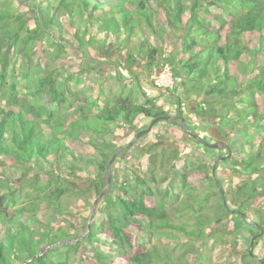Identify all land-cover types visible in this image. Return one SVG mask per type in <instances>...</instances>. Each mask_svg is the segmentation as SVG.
<instances>
[{"label":"trees","instance_id":"16d2710c","mask_svg":"<svg viewBox=\"0 0 264 264\" xmlns=\"http://www.w3.org/2000/svg\"><path fill=\"white\" fill-rule=\"evenodd\" d=\"M11 1L0 6V155L10 157L27 172L35 168L40 172L28 178L37 195L30 206L20 210L19 217L11 208L15 204V192L9 182L0 178V264H191L192 258L202 262L198 248L192 246L205 238L207 225H214L213 248L223 250V246H227L238 258L234 264H260L248 253L250 241L259 230L248 225L241 216L228 212L222 200L212 214L206 211L203 203L199 206L196 222L191 218L179 222L184 211H193L194 206L181 197L194 199L195 183L201 178L197 172L206 168L201 161H185L179 165V146L171 150V156L165 151L159 154L154 146L149 176L134 174L113 185L100 201L90 228H85L79 241L78 235L54 232L45 225L38 215L43 203L64 214L63 197L91 192L96 198L107 188V164L121 147L106 141L101 145L90 139L86 142L82 134H110L118 128L134 127L138 117L154 120L169 114L155 108L153 100L141 104L131 94L116 95L111 101L104 94L99 96L102 102L99 98L92 103L87 102V97L81 100L79 94L67 86L64 77L61 79L63 73L46 63L34 61L38 42L44 35L49 45L57 50L70 47L71 42L66 39L55 41L47 34L56 19L39 7L31 9L29 12L33 16L27 18L28 14L22 15L12 8ZM85 1L86 6H79V11L72 6L74 0H61V6L71 16L88 12L87 20L93 24V29L111 37L109 44H120L121 39L133 36L142 20L156 28L152 16L158 19L162 14L159 20L165 23L164 27L159 25L162 31L159 33L155 29V33L164 35L167 44L171 43V36L175 38L176 54L170 61L175 75L182 78L183 85L193 94L216 96L221 101L218 109L214 103L206 102L198 109L205 116L216 119L220 141L232 150L231 158L224 163L230 166L232 176L239 183L232 189L234 197L225 191L227 201L245 212L256 210L258 223L264 228V135L256 142L248 131V127L254 125L264 134V0ZM117 14L121 17L117 18ZM32 20L34 28L29 26ZM71 26L76 27L73 21ZM82 33L87 30L76 31V38L81 39ZM90 42L97 44L95 39ZM42 51L49 57L47 48ZM156 53V48H148V68L154 66ZM17 58L21 59L19 68ZM132 58L134 55L130 53L127 61L130 63ZM125 69L134 74L129 67ZM127 81L133 82L132 79ZM21 83L24 90L19 88ZM45 93L51 98L50 106L43 103ZM67 105L70 108L61 113ZM235 134L238 137L243 134L244 139L236 140ZM87 144L99 152L101 159H92L91 163L97 165V175L81 190L63 182L65 176L57 167L64 166L67 173L75 176L80 170L73 163L69 164L67 156L83 151ZM255 144L259 146L256 148ZM215 151L219 157L228 155L224 149ZM160 156L163 158L160 166L171 173V178H166L165 191L154 187ZM39 175L45 183L37 184ZM205 179L217 189L213 177ZM2 189L8 192L1 193ZM90 202L93 205L94 199ZM89 219H85V224ZM180 234L186 239L180 240ZM229 236L233 239L229 240ZM245 236H249L246 244L243 242ZM169 237L178 241L171 251L179 250L181 255L176 259L168 250L170 245L165 249L160 246L163 239ZM64 240L78 242L51 248ZM263 240L264 235L257 241Z\"/></svg>","mask_w":264,"mask_h":264},{"label":"rangeland","instance_id":"374dc122","mask_svg":"<svg viewBox=\"0 0 264 264\" xmlns=\"http://www.w3.org/2000/svg\"><path fill=\"white\" fill-rule=\"evenodd\" d=\"M8 2L9 0H0V6ZM10 3L13 6L12 8L22 15L28 14L26 15L27 18L33 16V14L29 12L31 9H37L39 7L42 11L49 12L51 18L56 19L55 24L49 27L47 34L55 41H58L57 39H59V41H64L63 38L66 39V41L71 42V45H69L71 48L69 47L64 51L57 50L49 45L47 36L44 35L43 40L38 42V52L34 61L46 63L51 68L57 69L63 73L61 79L64 77L67 81V86H69L72 91L78 93L81 100L87 97V102L92 103L99 98L98 101L102 102L99 97L100 94H104V97L108 98L110 101L116 97V95L121 94H131L132 98L141 104L145 103L147 100H153L156 105L155 108L162 109L169 115L176 116L180 111L181 115L188 121V128L194 129L195 132L201 134L208 142L214 143L221 140V137L218 136L217 133L216 119L205 116L198 109V106L205 105L203 104L204 102L214 103V106L218 109L221 101H219L216 96L207 97L202 94L200 96L193 94L191 89L183 85L182 78L175 75L173 66L170 63L172 56L176 54L174 52L176 49L175 38L171 36V43L167 44V38L165 41L164 35L159 34L162 31L161 28H158L159 25L164 27L165 24L164 22L160 23L159 20L162 14L158 16V19L152 16V21L156 25V28L149 27L145 21L142 20L140 26H136L133 36L128 39H121L120 44H109L108 42L111 41V37H106L104 33H100L97 29H93V24L87 20L88 12H85L84 15L71 16L68 11L61 6V0H26L25 2L22 0H12ZM85 3V0H74L72 6L79 11L81 10L80 7L84 8L86 6ZM109 15H111V13ZM120 17V14H117V18ZM71 21L75 23L76 27L71 26ZM78 25H82V27L77 28ZM29 26L34 28L35 21H29ZM155 29L158 30L159 33H155ZM78 30L80 32L87 30V33H82L81 39H77L75 33ZM91 39H95L97 44H91ZM152 47L157 49L156 61L154 66L148 68L147 65L150 60L146 53L148 48ZM42 48H47V50H49V57L42 51ZM130 53L134 55V58H132L129 63L127 57ZM16 60L17 67L19 68L21 59L17 58ZM117 63L119 65H117ZM120 65H123L125 68L129 67L134 71V74L120 67ZM167 68L171 69L170 86H158L157 82L160 79L159 74ZM118 73H120V75H118ZM127 79H132L133 82H129L130 80L127 81ZM19 88L24 90L22 83ZM50 102V96L48 93H45L43 95L44 105L50 106ZM67 108H70L69 105H67L65 109H62L61 113H64ZM240 109H245V106H240ZM152 121L153 120L149 118L138 117L135 126L132 128L122 127L117 130L115 129L113 133L101 135H94L88 132L82 134L81 137L83 141L88 142L90 139L97 145H101L103 141H106L112 142L117 148L123 147L130 143L144 127L149 126ZM248 131L249 134L256 139V142L261 135H264L254 125H251V128L248 127ZM238 136V134H235L234 138L236 140H240L241 138L244 139L243 134H241V137ZM256 142L254 141V143ZM236 143L237 147H240L239 141ZM177 146H179V156L177 160L179 165H182L185 161L197 163L201 161V164L206 165V168L197 172L200 174L201 178L195 183L196 194L194 199L188 196L181 197L182 200L190 201L194 206L193 211H184L185 215L181 217V220L179 219V222L187 221L188 218L196 222L199 206L204 203L206 211L212 214L211 211H215V208L221 203L220 201L222 199L218 189L214 187L213 183L205 179V177H213L212 169L216 161H218L219 154L213 149H208L202 145L196 144L192 138L187 134H183L180 128L170 123V121L161 120L148 134L141 137L134 144V149L130 148L127 150L124 157H121L120 154L112 165V186L119 182L122 183L125 179L134 174L148 177L151 160L150 156L154 153L152 151L153 147V149L156 148L159 154L165 151L166 155L170 154L171 156V150ZM255 146L257 148L259 145L255 144ZM110 151L111 150H109V152ZM74 153L75 154H72L73 156H67V159L69 164L73 163L78 166L80 171H77L75 176L67 173L63 168L64 166H58L57 171L65 176L63 178L64 180H62L63 182L69 183L70 187L74 188L76 185L83 190L90 184L91 180L98 172L97 165L91 163L92 159L100 160L101 158L99 152L88 144L83 147V151L78 152L80 154L77 152ZM162 161L163 158L160 156L157 159L158 167L155 170L157 183L154 187L159 191L166 190V178H171V173H167V171L160 166ZM38 169L39 168H35L27 172L22 166L15 165L10 157L0 155V178L9 182V187L15 192V204L11 207L14 209L15 216H21L20 210L30 206L35 201L34 197L37 195V191L33 189L28 178L35 173H39L40 171ZM181 169L180 167V170ZM217 174L224 190L227 193L230 192L231 197H234L232 189L237 186L239 181L232 176L230 166L221 162L217 169ZM43 180L44 178L39 175L37 184L45 183L42 182ZM7 192V189L1 190V193ZM206 197H209L208 201H205ZM91 199H94V202L97 199L91 192H87L84 195L73 194L72 196L63 197L61 203L64 214L57 213L53 209L45 207V203L42 205L40 203L41 211L38 215L45 221V225L53 229L54 232H71L74 235H78L79 239V237L84 234L83 231L87 227L85 219L87 217L90 218L92 213L94 203L93 205L91 204ZM173 202L175 204L174 200ZM229 206L232 210H240L232 204H229ZM169 212L172 214L173 210L169 208ZM247 213L252 220L259 222L258 212L256 210H249ZM174 222L177 223L175 220ZM213 227L214 225H207L205 229V238L200 239L198 242L195 241L192 246L193 248H198V252L202 255L203 261L200 262L199 258H192L191 264H234L238 260L227 246H223V250L213 248L214 238L211 236L214 232ZM171 233L176 235L173 231H171ZM180 236V240L186 239L183 234H180ZM248 238L249 236H245L243 240V238L240 237V240H243L244 244H246ZM228 239L232 240L233 236H229ZM177 242L178 241L173 240V237H169L163 239L160 246L161 249H165L166 245H170L168 250L176 259L181 255L179 250L171 251L177 246ZM241 255L247 259L245 252H242ZM256 255L260 259H264V240L258 242ZM193 256H196V254H193ZM173 261L174 260H172V262Z\"/></svg>","mask_w":264,"mask_h":264},{"label":"water","instance_id":"95a60500","mask_svg":"<svg viewBox=\"0 0 264 264\" xmlns=\"http://www.w3.org/2000/svg\"><path fill=\"white\" fill-rule=\"evenodd\" d=\"M178 119L181 120V126H182V129L183 131L188 134L190 137L194 138L195 140H197L199 143H201L203 146H205L206 148L208 149H213V150H217V149H224L226 151H228V155L226 157H221L218 161H216V163L214 164L213 166V169H212V176L215 180V183H216V186H217V189L221 195V199H222V202L224 204V207L226 208V210L232 214H236V215H239L241 216L245 222L250 225V226H253L255 228H257L259 230V233L255 236L252 237L251 241H250V245H249V250H248V253H249V256L252 257L256 262H259L260 264H264V259H260L257 255H256V247L258 245V239H260L263 235H264V228L256 221L252 220L249 216V214L245 211H241V210H232L229 206V203L227 201V197H226V193H225V190L223 188V186L221 185V182L219 180V177H218V174H217V169L220 165L221 162H225L226 160L230 159L231 156H232V150L231 148L229 147V145L227 143H224L222 141H218V142H214V143H210L208 141H205L202 139V137L200 135H198V133H193V132H190L187 128V124H186V119L184 117H182L180 115V111L177 115ZM173 118V116H161V117H158L156 119H154L152 121V123L144 130H141L140 132H138V134L135 136V138L130 142L128 143L126 146H123L121 147L113 156L112 158L110 159V161L108 162L107 164V168H106V175H105V179L107 180V188L104 189L102 191V193L100 194L99 197H97V199L95 200L94 202V205H93V209H92V213H91V216H90V219L87 223V226L88 228H90V225H91V222L92 220L94 219V216H95V213H96V210H97V206L98 204L100 203V201L104 198L105 195H107L110 190H111V187H112V165L113 163L116 161V159L120 156V154H122L123 152L129 150L130 148H132L134 146V144L141 138L143 137L144 135L148 134L152 128L158 123L160 122L161 120H165V121H171ZM83 237V235H81L78 239V241ZM77 241V242H78ZM77 242H73V241H70V240H64V241H61L60 243L56 244V245H53L51 246V248L53 247H56L60 244H63V243H68V244H75ZM47 249V248H46ZM44 249V251L46 250ZM49 249V248H48ZM44 251H42L41 254L44 253ZM36 258V257H35Z\"/></svg>","mask_w":264,"mask_h":264},{"label":"built area","instance_id":"2783aa9c","mask_svg":"<svg viewBox=\"0 0 264 264\" xmlns=\"http://www.w3.org/2000/svg\"><path fill=\"white\" fill-rule=\"evenodd\" d=\"M170 68L164 69L160 74L159 77L160 79L157 82L158 86H170L169 83H171V72H170Z\"/></svg>","mask_w":264,"mask_h":264},{"label":"flooded vegetation","instance_id":"af4514ba","mask_svg":"<svg viewBox=\"0 0 264 264\" xmlns=\"http://www.w3.org/2000/svg\"><path fill=\"white\" fill-rule=\"evenodd\" d=\"M178 113H179V112H178ZM178 113L176 114V116L170 115V116H173V118H172V120L170 121V123L174 124L176 127H181V128H182V126H181V120L177 118V117H178V116H177ZM180 115H181V113H180ZM181 116L184 117L183 115H181ZM186 122H187L186 124H187V128H188V121H186ZM188 130H189L190 132L197 133V132L194 131V129H189V128H188ZM198 135L201 136V134H199V133H198ZM188 136H189V135H188ZM189 137H190V136H189ZM201 137H202V136H201ZM190 138H192V137H190ZM193 139H194V138H193ZM202 139L205 140V141H207V139H205V138H203V137H202ZM196 141H197V140H196ZM200 145H201V143H200ZM220 158H221V157H219L218 160H219Z\"/></svg>","mask_w":264,"mask_h":264},{"label":"clouds","instance_id":"9594fccd","mask_svg":"<svg viewBox=\"0 0 264 264\" xmlns=\"http://www.w3.org/2000/svg\"><path fill=\"white\" fill-rule=\"evenodd\" d=\"M165 121V120H164ZM188 135V134H187Z\"/></svg>","mask_w":264,"mask_h":264}]
</instances>
